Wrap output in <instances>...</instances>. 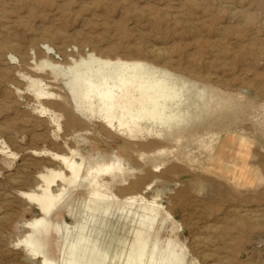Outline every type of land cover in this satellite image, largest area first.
Returning a JSON list of instances; mask_svg holds the SVG:
<instances>
[{
	"label": "rangeland",
	"instance_id": "374dc122",
	"mask_svg": "<svg viewBox=\"0 0 264 264\" xmlns=\"http://www.w3.org/2000/svg\"><path fill=\"white\" fill-rule=\"evenodd\" d=\"M90 50L166 69L229 110L209 101L208 124L170 140L114 130L70 99L56 125L48 105L40 111L27 80L36 71L26 62ZM43 81L69 95L60 75ZM227 144L233 148L224 154ZM54 154L108 162L111 155L126 168L124 178L101 186L116 204H101L99 220L87 222L75 253L80 263L91 253L107 264H133L145 241L142 264L163 257L167 264H264V0H0V264H38L17 244L29 231L24 223L40 215L22 192H39L38 175L62 167ZM128 196L136 201L124 208ZM84 199L72 192L73 214L66 204L52 214L47 256L58 259L64 242L75 243L78 234L65 236L55 223L80 224ZM143 205L159 217L141 216Z\"/></svg>",
	"mask_w": 264,
	"mask_h": 264
},
{
	"label": "bare ground",
	"instance_id": "6f19581e",
	"mask_svg": "<svg viewBox=\"0 0 264 264\" xmlns=\"http://www.w3.org/2000/svg\"><path fill=\"white\" fill-rule=\"evenodd\" d=\"M25 56L24 54L22 59H25ZM11 58L14 59L13 56ZM30 59L32 61L26 62V64L36 72L31 74L32 78L27 77L30 83L29 87L38 103H40L41 112L50 111L41 105L43 103L51 108L50 119L56 125H58L62 116V113L59 112L60 109H64V103L70 99L82 114L90 118L100 117L108 127L130 136L147 134L167 140L180 139L183 135L190 134L192 131L197 132L200 129L199 126H204L205 123L208 124L206 119L209 118L208 115L213 114L209 101L214 102L219 107L221 105V108L227 106L222 98L221 102L224 101L225 103L223 106L219 102L220 100L217 101L215 95L208 93L204 88H198L194 82L185 81V78L182 79L166 69L139 59L101 56L91 50L84 52L79 57L73 53H66L60 61L42 58L37 62L35 56L30 57ZM43 70L47 71L45 75L38 74ZM58 75L64 80L69 92V95L64 96V98L58 93L49 91L47 84L43 81L47 77L55 82ZM233 99L232 103L235 100ZM199 101L202 104H199ZM230 101L229 103H231ZM236 104H232L233 107L236 108ZM239 105L237 108L243 109ZM235 108H233L231 115L236 110ZM216 110L219 111V109ZM227 110H229L228 107L224 111ZM220 117H218V120ZM236 119L233 118L235 121ZM210 120H212L211 116ZM77 121L80 122L81 120L77 119ZM209 126H206L205 130L213 135L211 131L213 127L210 128ZM236 143H239V141H236ZM202 145L207 150H211L212 155L215 154L211 143H203ZM231 148H233V144L225 145L222 153L225 154ZM54 158L61 163L62 167L58 168L56 165L57 168L49 169L47 174L38 175L37 186L39 192L35 190L22 192L27 200L38 206L40 215L24 223L29 231L17 241V244L23 247L30 260L38 258V264H107L105 257L95 260L91 253L84 257L83 263H80L81 261L78 260L83 258L81 257L82 253L81 256H79L80 254L76 256L75 253H78L77 250H80L79 248H81L84 241L85 237L82 236V231L87 222L91 218L99 220L101 204L104 205V209L112 208L116 204V197L114 195L108 197L101 193V186L106 181L113 182L117 178L123 177L126 168L121 164L118 157L113 158L111 155L109 162L105 161V157L101 155L89 156L86 161L82 159L76 161V159L63 154H54ZM237 162L239 163V161ZM72 192L86 195V199L82 201L83 211L80 213L82 222L78 225H68L64 222L55 223L56 229L61 234L63 233L66 236L74 232L78 235L75 243L67 244L64 242L60 258L53 259L47 256L43 250L44 243L49 245V241L46 239L49 220L52 218V214L66 204L67 198ZM135 201L134 196L126 197L124 208ZM63 208H66L69 215L74 212L71 203L66 204ZM139 212L141 216H152L154 220L159 217V213L154 206H139ZM92 222L94 224V221H91L90 224ZM37 236H39L42 244ZM144 248L145 241L141 243L133 264L143 263ZM91 251L89 249V252ZM165 260L163 257L158 264H167ZM147 264H151V261L149 260Z\"/></svg>",
	"mask_w": 264,
	"mask_h": 264
}]
</instances>
